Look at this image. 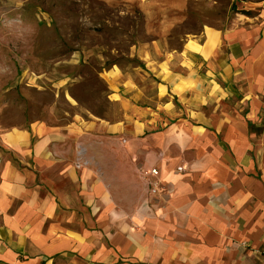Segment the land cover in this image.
<instances>
[{
    "label": "crops",
    "instance_id": "obj_1",
    "mask_svg": "<svg viewBox=\"0 0 264 264\" xmlns=\"http://www.w3.org/2000/svg\"><path fill=\"white\" fill-rule=\"evenodd\" d=\"M239 1L255 16L171 53L188 0H130L155 35L143 61L162 78L169 68L182 108L134 94L119 100L120 122L3 136L0 264H264V2ZM185 80L196 89L180 90ZM239 82L247 101L226 112ZM151 168L168 195L149 193Z\"/></svg>",
    "mask_w": 264,
    "mask_h": 264
},
{
    "label": "rangeland",
    "instance_id": "obj_2",
    "mask_svg": "<svg viewBox=\"0 0 264 264\" xmlns=\"http://www.w3.org/2000/svg\"><path fill=\"white\" fill-rule=\"evenodd\" d=\"M232 3L237 10H231ZM243 10L239 0H188L185 21L170 32L171 53L182 51L190 40L202 43L206 27L225 32L244 19L236 13ZM154 37L139 2L0 0V154L6 133L27 130L35 122H120L119 100L134 94L139 105L170 100L182 108L167 88L169 68L163 66L162 78L147 54L149 63L143 61V50ZM219 47L225 53L223 41ZM110 62L116 64L108 67ZM242 83L223 100L226 112L239 111L238 103L247 101ZM196 87L185 80L180 90Z\"/></svg>",
    "mask_w": 264,
    "mask_h": 264
},
{
    "label": "built area",
    "instance_id": "obj_3",
    "mask_svg": "<svg viewBox=\"0 0 264 264\" xmlns=\"http://www.w3.org/2000/svg\"><path fill=\"white\" fill-rule=\"evenodd\" d=\"M184 167L179 166L177 168L178 173H183ZM143 176L148 182V188H149V193L152 196H158L161 192L164 193V195H168L169 190L162 189L163 186L162 184L158 181V176H159V170L157 168H151L149 170H146L143 172Z\"/></svg>",
    "mask_w": 264,
    "mask_h": 264
},
{
    "label": "trees",
    "instance_id": "obj_4",
    "mask_svg": "<svg viewBox=\"0 0 264 264\" xmlns=\"http://www.w3.org/2000/svg\"><path fill=\"white\" fill-rule=\"evenodd\" d=\"M241 1H243V2H248V1H252V2H264V0H241ZM231 10H237L235 3H232L231 4ZM236 13H240V14H243V15H246V16H251L253 14L252 12L245 11V10L238 11ZM192 15H194V14L192 13ZM130 61H132V60H130ZM115 64H116L115 62H110V63L107 64V66L109 67V66H113Z\"/></svg>",
    "mask_w": 264,
    "mask_h": 264
}]
</instances>
